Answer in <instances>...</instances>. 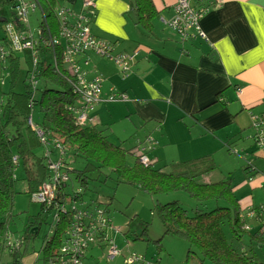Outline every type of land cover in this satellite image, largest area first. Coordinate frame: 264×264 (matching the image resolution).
<instances>
[{
    "label": "trees",
    "instance_id": "trees-1",
    "mask_svg": "<svg viewBox=\"0 0 264 264\" xmlns=\"http://www.w3.org/2000/svg\"><path fill=\"white\" fill-rule=\"evenodd\" d=\"M126 2L128 9L124 17L151 35L159 17L153 0ZM20 4L18 0H0V8H5L10 15L5 17L0 13V264H3L4 257L10 259V264H21L28 245L38 237L39 229L50 212L54 230H50L51 235L45 236L40 246L43 264H71L72 253H68L67 247L73 241L71 231H74L75 214L81 211L91 214V223L93 220L96 224L99 218L104 217V226L98 228L99 231L95 228L92 231L93 243L76 251L74 256L82 264L85 252L94 246L101 249L105 246L108 252V243H105L110 240L107 233L109 212L98 198L84 200L90 172L96 176L95 179L102 176L104 182L112 177L115 183L137 187L151 196L183 192L197 203H222L210 211L195 209L193 214H189L177 201L156 206V215L163 227L162 236L180 237L186 242V263L192 260L196 264H263L258 261L252 246L264 241V212L261 210L264 203L242 211L231 177H223L216 182L202 181L203 175L217 168L211 155L170 161L167 169V165L155 168L159 160L152 153L154 140L150 134L128 148L122 144L124 139L119 140L120 143L113 142L107 127H99L91 115L97 105L114 102L106 100L111 92L104 99L100 97L102 100L91 107L85 121H79L76 112L82 107V102L77 88L78 77L63 61L65 41L59 33L57 10L62 6L80 8L60 0H33L29 6L26 3L31 12L39 9L41 20L32 36L36 45L32 50L18 53L13 50L5 30L11 24L17 33L32 35L27 27L29 12L24 19L17 16L15 9ZM211 4L214 0L207 5H203L201 0H193L194 8H203L205 12ZM53 40L57 43L53 44ZM88 55L92 54L76 58L82 71H87L90 64ZM134 61L135 57L130 61L129 69ZM114 67L123 76L129 73L122 74L116 65ZM34 109L39 113L36 119ZM252 116L259 118V115ZM254 142L259 146V141ZM128 156L133 159L131 164L127 162ZM143 156L148 159L147 164L141 162ZM77 160L82 162L81 169L73 166ZM51 164L55 165L54 169L50 168ZM19 167L26 180V193L40 206V210L17 234L11 232L9 226L13 223V200L18 193L15 171ZM250 169V165L245 166L248 178L257 174ZM72 173H75L74 182L70 180ZM44 184L54 185L53 199L34 201L33 196ZM74 184L79 188L74 189ZM95 208H101L104 214L99 216ZM247 217L252 219L254 230L246 224ZM224 229L229 230L230 239ZM161 239L156 241L157 251L162 248ZM244 239H247V245Z\"/></svg>",
    "mask_w": 264,
    "mask_h": 264
},
{
    "label": "crops",
    "instance_id": "crops-1",
    "mask_svg": "<svg viewBox=\"0 0 264 264\" xmlns=\"http://www.w3.org/2000/svg\"><path fill=\"white\" fill-rule=\"evenodd\" d=\"M60 1L80 6V0ZM93 1L96 11L90 33L137 53L126 76L113 64L87 56L91 73L102 79L100 97L106 98L109 92L128 97L125 102L97 105L91 115L98 125L105 128L113 114L122 110L123 118L140 123L144 134L154 131L155 124L158 132L150 137L154 140L152 153L158 160L163 158L158 149L164 145L169 147L167 153L173 152L171 161L212 156L213 152L224 159L225 151L233 153L237 158L227 159L241 170L236 181L232 180L240 209L260 206L253 205L252 194L264 184V151L254 142L251 116L264 117V0H214L198 21L199 35L193 31L186 39L160 25L161 18L172 16L175 0H153L159 17L151 43L138 40L139 31L134 34L136 30L127 28V3ZM112 134L118 141L128 135L120 131ZM246 165L257 174L248 178ZM251 221L247 217L245 222ZM94 247L85 252L82 264L87 257H94ZM106 260L109 264H130L118 256Z\"/></svg>",
    "mask_w": 264,
    "mask_h": 264
},
{
    "label": "rangeland",
    "instance_id": "rangeland-1",
    "mask_svg": "<svg viewBox=\"0 0 264 264\" xmlns=\"http://www.w3.org/2000/svg\"><path fill=\"white\" fill-rule=\"evenodd\" d=\"M18 1L21 4L27 3L28 5L30 2H33V0ZM122 1L127 3V0ZM30 9L31 8L28 7L29 16L27 27L30 29L31 33H34L41 20V14L39 9H36L35 12H31ZM0 13L5 17H10L9 11H7L3 7L0 8ZM129 24L127 25V28L129 30H131V28L136 30L134 34L139 31V35L137 37L138 40L145 41L146 43H151L149 34L144 33L139 27H136L133 24L131 25V23ZM155 24L157 23L155 22ZM91 65L92 64L90 63L89 66L86 67L88 71V77L93 76V74L91 73ZM37 116H39V113L36 109H34V118L36 119ZM101 126L102 124L99 125V127ZM105 127H107L108 129L106 131L111 134V140L113 142L118 143L119 141L117 140V138H115L112 132H115L117 134H119V131L123 134L125 132L128 133L125 140H123V142L121 141L126 148L130 147L128 146L129 143H134L137 139H143L146 135H148V133L144 134V131L142 130V128H140V123H137L136 121H130L129 119H124L123 110L115 112L113 114V120L111 121V124L106 125ZM166 128L168 129L169 126L167 125ZM154 129L155 130L150 131L149 134L155 135L156 137L158 131L157 126L155 127V124ZM168 150L169 147H167L166 145L158 149V151L163 155V158L154 165L155 168L167 165L165 167L167 169L169 162L171 161L170 159H172L170 155L173 154V152L167 153ZM223 155L225 158L221 159L219 154L213 152L212 157L217 165V168H215L212 172L203 175L202 181L208 182L210 179V181L216 182L222 180L223 177H231L233 182L236 181L237 176L241 174V170L239 168V165L236 168L233 162L230 160L228 161L227 158L228 156L237 158V155L233 153H229L228 155L226 151ZM127 162L130 164L133 162L131 156L127 157ZM73 166L75 169H81L82 162L77 160L75 163H73ZM104 172L107 173V171ZM228 173L230 176L228 175ZM15 175L17 177L15 187L18 193L15 195L13 200V223L10 224L9 227L11 232L19 234L23 231L28 220L39 212L40 206L30 199L29 193H26V180L23 178L24 174L20 167L15 171ZM74 175L75 173L70 174V180L72 182H74ZM88 177L90 181L88 183V189L84 193V200H94L98 198L103 204V207L108 210L110 227L108 228L107 233L110 239H114L115 246L118 248V251L122 252V254L117 255L121 260L125 258L127 262L131 259L132 254H135L139 257L143 256L144 260L150 263L158 262V264H196L192 260H189L188 263L185 262L187 246L186 242L182 238L175 236H162L163 227L156 215L155 208L159 204H166L177 201L181 207H184L186 210H188L189 214H193V210L195 209L210 211L213 208L222 205V203H197L183 192L151 196L144 193L137 187L128 186L122 183H115L112 177L104 182L102 181V176H100L99 179H95L96 176L91 172L88 173ZM263 186L253 190L252 203L254 206L264 203ZM73 187L74 189L79 188V186L76 184H74ZM99 209L102 210L101 208ZM51 223L52 212H50V214L46 218L45 223L41 225L38 237L33 241V243L28 245V250L23 257L21 264H43L41 260V254H39V250L45 239V236L49 237L51 235L50 230H52V232L54 230V227ZM247 223L249 224V227L254 230L253 221ZM144 229L145 231L143 232ZM146 231L147 234H144ZM224 231L227 238L230 239L229 230L224 229ZM161 237L162 239L160 242L162 248L157 251L158 243L156 241ZM244 238H248V236H245ZM244 240L247 245V239ZM105 244H107V241ZM252 247L258 257V261L264 264V241H261L257 244L254 243ZM94 248L95 249H92L94 252V257L92 259L91 257H87L84 263L90 264L92 262H96V264H109L110 262H107L106 260V258L108 257L106 247L104 246L102 251L99 247ZM9 261L10 259L8 257H4L2 263L10 264Z\"/></svg>",
    "mask_w": 264,
    "mask_h": 264
},
{
    "label": "built area",
    "instance_id": "built-area-1",
    "mask_svg": "<svg viewBox=\"0 0 264 264\" xmlns=\"http://www.w3.org/2000/svg\"><path fill=\"white\" fill-rule=\"evenodd\" d=\"M29 6V5H28ZM79 10L62 6L57 10V15L60 22V36L65 41L63 61L77 74L78 77V94L82 102V107L76 112L77 119L79 121H85L87 119L88 112L91 107L97 102L101 101L100 88L102 79L98 75L88 77L87 71H82L79 64L76 62V58L82 54H92L106 61H109L116 65L122 74L129 71V63L136 57V51H129L115 42L106 41L93 36L90 33V25L95 18L96 4L93 0H83L79 6ZM78 9V8H77ZM17 16L24 19L28 13V7L26 4H20L16 7ZM172 16L165 20L161 18V24L184 39L190 37V32H195L199 35L198 21L204 15L203 8H194L193 0H175L171 7ZM6 35L11 42L14 51L21 53L24 50H32L36 45V41L32 39V35L17 33L13 25H8L6 28ZM57 41L53 40V44ZM34 60L35 57L33 56ZM35 63V62H33ZM87 64V61L84 62ZM107 101H127V96L122 93H113L108 96ZM252 119V128L255 131V140L259 141L258 145L264 150V117H254ZM40 135V132H38ZM13 158V162H14ZM143 164L148 163V159L143 156L141 158ZM50 168L54 169L55 165H50ZM54 197V185L44 184L40 187V191L33 196V200L36 202H46ZM98 207V206H97ZM97 213L103 212L95 208ZM261 210L264 212V205L261 206ZM104 214V213H103ZM89 214L86 211H81L75 214L74 224L71 231L73 233L72 243L67 247L68 253H72L69 259L71 264H80V261L74 256L76 251L85 249L88 244L93 243L95 237L92 231L95 228L99 231L104 225V217L99 218L98 222L89 221ZM251 217V214L249 215ZM107 223V222H106ZM108 243V259H113L120 254L118 248L115 246L114 239L107 241ZM75 257V258H74ZM139 258L141 260H139ZM129 263H142L150 264L142 261V258L132 254Z\"/></svg>",
    "mask_w": 264,
    "mask_h": 264
},
{
    "label": "water",
    "instance_id": "water-1",
    "mask_svg": "<svg viewBox=\"0 0 264 264\" xmlns=\"http://www.w3.org/2000/svg\"><path fill=\"white\" fill-rule=\"evenodd\" d=\"M5 21V19H3V22Z\"/></svg>",
    "mask_w": 264,
    "mask_h": 264
}]
</instances>
